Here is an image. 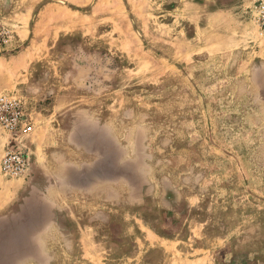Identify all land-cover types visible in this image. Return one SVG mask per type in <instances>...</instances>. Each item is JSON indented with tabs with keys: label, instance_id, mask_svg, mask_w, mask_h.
Segmentation results:
<instances>
[{
	"label": "rangeland",
	"instance_id": "obj_1",
	"mask_svg": "<svg viewBox=\"0 0 264 264\" xmlns=\"http://www.w3.org/2000/svg\"><path fill=\"white\" fill-rule=\"evenodd\" d=\"M260 1L0 0V57L43 47L0 264H264Z\"/></svg>",
	"mask_w": 264,
	"mask_h": 264
},
{
	"label": "built area",
	"instance_id": "obj_2",
	"mask_svg": "<svg viewBox=\"0 0 264 264\" xmlns=\"http://www.w3.org/2000/svg\"><path fill=\"white\" fill-rule=\"evenodd\" d=\"M254 19L260 36H264V0L255 6ZM6 33L0 30V45L5 42ZM0 129L7 134L5 151L1 158L0 170L6 175L26 172L30 159L21 146V139L32 130V123L23 104L11 96H0Z\"/></svg>",
	"mask_w": 264,
	"mask_h": 264
},
{
	"label": "crops",
	"instance_id": "obj_3",
	"mask_svg": "<svg viewBox=\"0 0 264 264\" xmlns=\"http://www.w3.org/2000/svg\"><path fill=\"white\" fill-rule=\"evenodd\" d=\"M42 54L43 47H38L37 45H34L33 42H30L27 43L25 48L19 53H10L0 57V93L11 92L18 73L23 70H28L33 63L40 59ZM148 237L150 236L148 235ZM154 242L156 247L161 251L173 250V243L170 241L157 237Z\"/></svg>",
	"mask_w": 264,
	"mask_h": 264
}]
</instances>
